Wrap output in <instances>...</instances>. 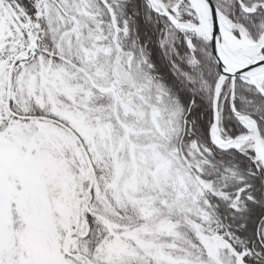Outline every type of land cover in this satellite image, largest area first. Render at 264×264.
Instances as JSON below:
<instances>
[{
    "label": "snow or ice",
    "instance_id": "1",
    "mask_svg": "<svg viewBox=\"0 0 264 264\" xmlns=\"http://www.w3.org/2000/svg\"><path fill=\"white\" fill-rule=\"evenodd\" d=\"M0 264H264V0H0Z\"/></svg>",
    "mask_w": 264,
    "mask_h": 264
}]
</instances>
